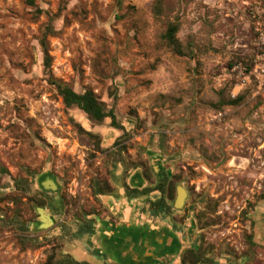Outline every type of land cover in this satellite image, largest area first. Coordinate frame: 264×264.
<instances>
[{"label":"rangeland","instance_id":"374dc122","mask_svg":"<svg viewBox=\"0 0 264 264\" xmlns=\"http://www.w3.org/2000/svg\"><path fill=\"white\" fill-rule=\"evenodd\" d=\"M55 80L92 90L115 126ZM159 167L165 207L148 209L188 239L179 264H264V0H0V264H66L72 245L103 261L102 195L136 169L156 185Z\"/></svg>","mask_w":264,"mask_h":264},{"label":"crops","instance_id":"0c3cea01","mask_svg":"<svg viewBox=\"0 0 264 264\" xmlns=\"http://www.w3.org/2000/svg\"><path fill=\"white\" fill-rule=\"evenodd\" d=\"M113 138L115 137H111L108 143ZM162 170L159 167L156 171L159 178ZM126 183L129 188L141 192L130 195L123 188L119 191V199L112 195H102L109 214L115 219L111 221L104 218L97 222V230L91 240L94 248L98 249L103 261L105 259L113 264H179L188 239L181 230L175 229L166 221L150 218L151 210L149 211L148 206L150 201L162 197L160 190L147 181L140 169L132 170ZM256 238L264 247V222L259 224ZM66 252L79 262L104 264L78 245H72ZM222 264L241 263L229 261Z\"/></svg>","mask_w":264,"mask_h":264},{"label":"trees","instance_id":"16d2710c","mask_svg":"<svg viewBox=\"0 0 264 264\" xmlns=\"http://www.w3.org/2000/svg\"><path fill=\"white\" fill-rule=\"evenodd\" d=\"M28 2L31 5H35V0H28ZM50 27H47V30L44 31L41 34V37L39 39V43L42 48L43 57H44V66L46 69L50 68L51 66V60L52 57L50 55L49 46L47 37L51 35V31L49 29ZM177 31V27L174 25H169L167 32L165 34V37L168 39V41L173 45V48L181 54L182 51L180 49V46L178 45V41L175 38V33ZM53 83L56 85L58 92L63 97V100L67 106L76 105L80 109H82L90 119L95 121H103L106 117H111L113 126H115V116L112 113V111H107L104 103L95 95V93L92 90H86L83 93H79L75 91L72 87L69 85L61 82V81H53ZM125 189L127 192L130 191V193H140L141 191L138 189H132L129 188L127 185L125 186ZM148 190V189H147ZM152 210L153 209H162V207H165V202L159 200L150 201ZM93 233H95V229L93 228ZM67 263L66 264H85L84 262H79L75 260L72 256L67 255ZM198 259L194 261L196 263Z\"/></svg>","mask_w":264,"mask_h":264},{"label":"water","instance_id":"95a60500","mask_svg":"<svg viewBox=\"0 0 264 264\" xmlns=\"http://www.w3.org/2000/svg\"><path fill=\"white\" fill-rule=\"evenodd\" d=\"M51 180H52L53 183L56 185V182L54 181V179L51 178ZM56 187H57V185H56ZM55 189H56V188H55ZM182 189L184 190V193H185L184 196H183V193L181 192ZM52 190H54V189H52ZM186 197H187V192H186V190H185L183 187L179 186V187H178V190H177V197H176V200H175V203H174L175 207H176V208H182L183 205H184V203H185V199H186ZM40 208L44 209V211H45V212H48V214L51 213V210L48 211V208H47L46 206H44V207H39L38 209H40ZM38 212H39L40 215L42 214L39 210H38ZM53 223H54V220H53L52 223H51L50 225H48L47 227L51 226ZM47 227H45V228H47ZM41 229H42V228H41Z\"/></svg>","mask_w":264,"mask_h":264},{"label":"flooded vegetation","instance_id":"af4514ba","mask_svg":"<svg viewBox=\"0 0 264 264\" xmlns=\"http://www.w3.org/2000/svg\"><path fill=\"white\" fill-rule=\"evenodd\" d=\"M145 174V173H144ZM145 176V178L147 179V181L149 182V183H152L151 181H150V179L146 176V175H144ZM168 178H167V176H166V173H164V175L162 176V178H161V180H159L157 183H156V185H154L157 189H159L160 190V192H161V195H162V197L160 198L161 199V201H164L165 202V197H164V188H165V186L166 185H168ZM167 182V183H166ZM153 184V183H152ZM133 194H134V192H132ZM150 206H151V203H150ZM112 216V215H111ZM178 230V229H177Z\"/></svg>","mask_w":264,"mask_h":264},{"label":"bare ground","instance_id":"6f19581e","mask_svg":"<svg viewBox=\"0 0 264 264\" xmlns=\"http://www.w3.org/2000/svg\"><path fill=\"white\" fill-rule=\"evenodd\" d=\"M41 184L43 185V187H45V188H50V187H52V188H54V186L55 185H51V183H48V181H47V179H46V177H44L43 178V180H41ZM53 184V183H52ZM48 185V186H47ZM51 185V186H50ZM181 192L183 193V196H184V190L182 189L181 190ZM42 216V215H41ZM39 219V218H38ZM39 221V220H38ZM44 221H46V222H49L46 218L45 219H43V221L42 222H39V225H42V223H45ZM52 222V221H51ZM50 222V223H51ZM36 227V226H35Z\"/></svg>","mask_w":264,"mask_h":264}]
</instances>
